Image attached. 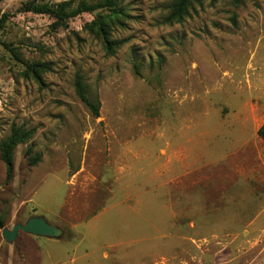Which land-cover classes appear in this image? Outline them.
<instances>
[{
  "label": "rangeland",
  "instance_id": "rangeland-1",
  "mask_svg": "<svg viewBox=\"0 0 264 264\" xmlns=\"http://www.w3.org/2000/svg\"><path fill=\"white\" fill-rule=\"evenodd\" d=\"M173 1L0 0V264H264V0Z\"/></svg>",
  "mask_w": 264,
  "mask_h": 264
},
{
  "label": "trees",
  "instance_id": "trees-1",
  "mask_svg": "<svg viewBox=\"0 0 264 264\" xmlns=\"http://www.w3.org/2000/svg\"><path fill=\"white\" fill-rule=\"evenodd\" d=\"M233 1L235 4H239L241 0H233ZM191 2L192 0H174L170 6V12L165 18V22H168V23L181 22L185 17L189 15V8L191 6ZM28 5L30 6V4ZM2 18H4V14H2L0 21ZM57 23L60 24L62 22L61 20H59L57 21ZM93 27L95 26L93 25ZM94 30L98 35H101L106 51L108 53H112L115 47H118L119 45L122 44V41L120 40H113V41L108 40L107 36H108L109 28L107 26H104V25L98 26ZM10 51L13 55H16L14 54L12 50ZM26 67H27V70H30L35 73L36 70L32 67V65L28 64ZM134 68L135 70H137L136 64L134 65ZM74 90H75L76 96L86 106L90 114L93 117H98L99 107H100L99 100L97 97H95L94 99H91L88 97L86 86L80 74L75 75ZM30 135H31V131H21L20 129H15V130H12L9 136L0 143L1 159L6 168V182H9L11 180V176L13 172L12 153H13L14 147L17 144L28 140ZM257 135L264 141V122L258 129ZM28 153H29V150L26 151V155H28ZM36 160L37 158L30 160V164H34ZM0 228H3V225L1 224V222H0Z\"/></svg>",
  "mask_w": 264,
  "mask_h": 264
},
{
  "label": "water",
  "instance_id": "water-1",
  "mask_svg": "<svg viewBox=\"0 0 264 264\" xmlns=\"http://www.w3.org/2000/svg\"><path fill=\"white\" fill-rule=\"evenodd\" d=\"M18 232L51 240H58L63 237V231L60 227L52 225L36 215L28 217L23 224H14L11 229L2 228L1 230L2 237L7 242L15 240Z\"/></svg>",
  "mask_w": 264,
  "mask_h": 264
},
{
  "label": "crops",
  "instance_id": "crops-1",
  "mask_svg": "<svg viewBox=\"0 0 264 264\" xmlns=\"http://www.w3.org/2000/svg\"><path fill=\"white\" fill-rule=\"evenodd\" d=\"M263 124V123H262ZM51 224V223H50ZM48 239V238H47Z\"/></svg>",
  "mask_w": 264,
  "mask_h": 264
}]
</instances>
